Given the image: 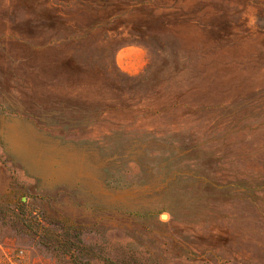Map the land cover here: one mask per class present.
<instances>
[{"label": "rangeland", "instance_id": "rangeland-1", "mask_svg": "<svg viewBox=\"0 0 264 264\" xmlns=\"http://www.w3.org/2000/svg\"><path fill=\"white\" fill-rule=\"evenodd\" d=\"M75 260L264 264V0H0V264Z\"/></svg>", "mask_w": 264, "mask_h": 264}, {"label": "trees", "instance_id": "trees-1", "mask_svg": "<svg viewBox=\"0 0 264 264\" xmlns=\"http://www.w3.org/2000/svg\"><path fill=\"white\" fill-rule=\"evenodd\" d=\"M105 263H106V264H112L111 262H109V261H107V260L105 261ZM75 264H81V263L78 262L77 260H75Z\"/></svg>", "mask_w": 264, "mask_h": 264}, {"label": "crops", "instance_id": "crops-1", "mask_svg": "<svg viewBox=\"0 0 264 264\" xmlns=\"http://www.w3.org/2000/svg\"><path fill=\"white\" fill-rule=\"evenodd\" d=\"M26 85H28V83H26Z\"/></svg>", "mask_w": 264, "mask_h": 264}, {"label": "water", "instance_id": "water-1", "mask_svg": "<svg viewBox=\"0 0 264 264\" xmlns=\"http://www.w3.org/2000/svg\"><path fill=\"white\" fill-rule=\"evenodd\" d=\"M163 216V215H162Z\"/></svg>", "mask_w": 264, "mask_h": 264}]
</instances>
